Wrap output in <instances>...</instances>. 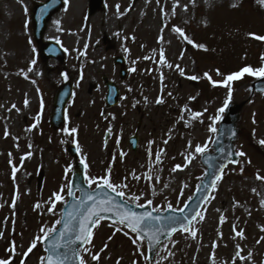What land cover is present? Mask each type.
I'll use <instances>...</instances> for the list:
<instances>
[{"label":"rangeland","instance_id":"rangeland-1","mask_svg":"<svg viewBox=\"0 0 264 264\" xmlns=\"http://www.w3.org/2000/svg\"><path fill=\"white\" fill-rule=\"evenodd\" d=\"M43 1L0 0V259L11 264H41L45 256L41 240L28 249L58 221L51 198H67L71 143L80 149L87 177L110 170L126 200L182 208L203 174L196 146L209 149L219 110L242 97L253 77L225 84L227 76L264 66V40L250 35L264 36L260 0H94L95 7L92 0H65L46 31L64 60L45 63L31 31L32 5ZM117 56L126 59L124 79L113 64ZM103 76L120 91L113 108L104 104ZM66 80L73 93L56 131L49 118ZM138 108L144 118L133 153L127 139ZM237 152L244 155L225 169L201 211L204 218L192 224L196 237L177 233L152 264H264V95L244 114ZM118 227L108 221L95 227L82 252L86 264H149L145 243L134 244L135 236Z\"/></svg>","mask_w":264,"mask_h":264},{"label":"water","instance_id":"water-1","mask_svg":"<svg viewBox=\"0 0 264 264\" xmlns=\"http://www.w3.org/2000/svg\"><path fill=\"white\" fill-rule=\"evenodd\" d=\"M61 6V0H48L44 4H36L34 6V11L32 13L33 34L39 43H43L46 23L50 17L61 8ZM42 54L48 57H61L62 51L55 44L48 43L42 45ZM118 61L121 62V73L124 74V61L122 59H116V62ZM106 84L109 87V94L106 102L111 106L117 103L119 92L114 84ZM245 91L246 95L241 99L230 100L227 103L224 110V116L219 123V128L216 131V136L211 149L203 154L201 158V165L204 168V174L197 183L193 197L185 204L187 207L184 206L182 212L173 209L156 211L148 204L137 206L127 202L123 197L116 196V193L108 188L96 187L92 190L85 182V169L83 163L76 161L72 165L73 175L70 182V192H72L73 195L69 196V199L66 201L55 203V210L60 214V219L59 223H57L56 227L48 235V239L43 240V248L46 252L45 258L48 257L52 245L58 244L60 247L57 251L67 257L66 264H80L81 252L86 244L82 240H77L76 236L78 234V226L82 219L81 214L93 205V201L87 199L88 195H92L97 203L106 198L115 197V202L124 204L134 212H152L154 216L164 218L161 221L150 222L154 229H161L158 233L160 243L151 241L148 235H145L143 239L147 244L148 258L152 262L160 246L168 241L176 232L181 230L179 224H174L173 221L168 219V217H177L180 221L187 223L184 218L188 217L190 219L195 212L201 211L203 205L208 200L213 190L212 184L214 181L215 183L217 182L215 178L217 175L221 174V169L223 172L224 168L229 163L236 164L238 162L236 142L240 134V124L243 112L256 95L264 94V78L259 77L253 80L246 87ZM71 92V86L67 83L56 93L53 113L51 116V125L56 129H59L64 121L65 105L71 97ZM69 152L75 158L78 157L74 146L69 147ZM76 192H78V197L75 196ZM81 201H83V203H81ZM69 213H72L71 217H69ZM102 216L104 218L100 219L99 222L101 220L116 222L115 214L112 212L103 213ZM66 224L70 229L68 231L65 230ZM94 227H92V231ZM172 227H176L177 230L174 232L170 231V228ZM62 233L64 234L63 236H61ZM74 251L79 253L78 257L73 256Z\"/></svg>","mask_w":264,"mask_h":264},{"label":"snow or ice","instance_id":"snow-or-ice-1","mask_svg":"<svg viewBox=\"0 0 264 264\" xmlns=\"http://www.w3.org/2000/svg\"><path fill=\"white\" fill-rule=\"evenodd\" d=\"M260 3L262 5H264V0H260ZM174 31L179 33L180 35L184 36L185 39H187V36L182 32V30L179 27L175 28ZM250 35H252L257 40H264V36H258L255 34H250ZM189 43H192V41H189ZM197 47H202V45H197ZM34 63H35V61H33V64ZM168 67H172V65L169 64ZM176 67L179 69V65H177ZM181 73L183 74L182 69H181ZM244 74L252 75L254 77L264 78V66H261L259 68H253L252 66H246V67L242 68L240 71L228 75L226 80H225V84H227L228 81H234V80L241 79ZM208 78L211 79V77H208ZM190 79L195 80V79H197V77L192 76V77H190ZM27 103L28 102L26 100L25 104H27ZM157 103H162V100H157ZM13 107H15V105H13ZM219 111L223 112L224 108H221ZM196 115L199 116L201 114L197 113ZM216 119H219V117H217ZM34 126L35 125H33V127ZM216 130L217 129L214 127L211 129V131H213V132H215ZM65 131H69V130H65ZM76 132H77V129H75V128L70 130V134L76 133ZM6 135H7V132H6ZM165 143H167V141H165ZM79 150H80L79 147H77V151H79ZM205 150H206L205 147H202L199 145H197L195 148L196 153H203ZM237 155L243 156L244 153L240 152V153H237ZM157 160H159V156H157ZM81 162L83 163V161H81ZM189 162H190V159H189ZM85 167H87V165H85ZM180 167H181L180 165H176L177 169ZM15 171H16V169L14 167L13 172L15 173ZM173 171H175V169H173ZM133 178L138 179L139 177H136L135 174H133ZM150 178L151 177H149V179ZM221 178H222V169H221V174L217 175L215 179H216V181H218ZM258 178H260V177H258ZM86 179H87L89 185L96 184L97 187H99V188L111 189L113 192L116 193V196H119V197L125 196L124 191H122V190L117 191V186L114 185L110 181V170H109V173L103 177H99V178L86 177ZM123 187L126 188L127 185L124 184ZM212 187L215 189V187H216L215 181L213 182ZM61 191H63V190H61ZM68 195L72 196L73 193L68 192ZM51 199L53 200V205H54L56 202L63 200L64 197L59 193H54L53 197ZM87 199L90 201H93V205H92V207L88 208L85 212H83L81 214L82 219H81L80 224L78 226V234L76 236L77 240H82L85 244L90 243L91 236H92V227H94L99 222L100 219L104 218L102 216L103 213L112 212L115 214L116 224H118L120 226L116 230L120 231L124 228L129 229L131 231V233H133L135 236V238L133 240L134 244H139L144 239L145 235H148L151 241H153L155 243H160V241L158 239V233L161 231V229L160 228L154 229L151 226L150 222L161 221L164 218L159 217V216H154L152 212H145V213L134 212L130 208L126 207L124 204L115 202V197L106 198L104 200L99 201L98 203L95 202V198L92 195H88ZM137 199H138V197L133 196L131 198L130 203H135ZM210 199H214V197L211 196V194H210ZM81 203H83V201H81ZM147 203L149 205H151L152 201L148 200ZM36 207H39V204H37ZM168 207L171 208L172 206L169 204ZM185 207H187V205H185ZM180 211L182 212L183 209H181ZM71 216H72V213H69V217H71ZM203 218L204 217L201 215L200 211L195 212V214L192 215L190 219L188 217H185L184 220L187 221V223L180 221L179 218H177V217H168V219L173 221L174 224L178 223L181 230H183L184 232H189L192 237H196V235H197L196 231L192 230V221L202 220ZM58 223H59V221H58ZM65 230L66 231L70 230L68 228L67 224L65 225ZM176 230H177L176 227L170 228V231L174 232ZM48 235L49 234H45L43 236H37L35 238V240L33 241V243L30 245L28 252H31L32 249L37 246V242L40 241L41 239L47 240ZM63 235L64 234L62 233L61 236H63ZM237 235L242 237L243 233L238 232ZM59 247H60V245L53 244L51 249H50V253H49L48 257L41 259V264H66L67 257L65 255L60 254L57 251V249ZM14 248H15V245L13 244V250H14ZM85 251H88V249H85ZM73 256L78 257L79 253L74 251ZM92 259L98 260L99 257H98V255H93ZM0 264H11V261L9 259H0ZM80 264H86L84 259H82V258L80 259Z\"/></svg>","mask_w":264,"mask_h":264}]
</instances>
